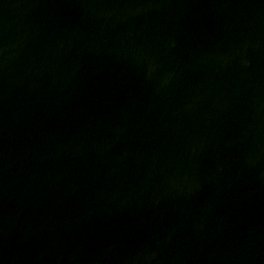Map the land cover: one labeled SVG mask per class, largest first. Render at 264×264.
Here are the masks:
<instances>
[{
  "label": "water",
  "instance_id": "obj_1",
  "mask_svg": "<svg viewBox=\"0 0 264 264\" xmlns=\"http://www.w3.org/2000/svg\"><path fill=\"white\" fill-rule=\"evenodd\" d=\"M0 264H264V0H0Z\"/></svg>",
  "mask_w": 264,
  "mask_h": 264
}]
</instances>
